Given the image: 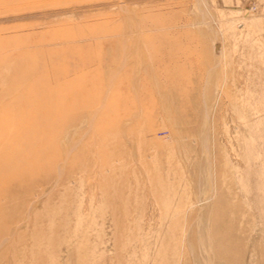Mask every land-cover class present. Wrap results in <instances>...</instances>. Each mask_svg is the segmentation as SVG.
Segmentation results:
<instances>
[{"label":"rangeland","instance_id":"rangeland-1","mask_svg":"<svg viewBox=\"0 0 264 264\" xmlns=\"http://www.w3.org/2000/svg\"><path fill=\"white\" fill-rule=\"evenodd\" d=\"M0 264H264V0H0Z\"/></svg>","mask_w":264,"mask_h":264}]
</instances>
